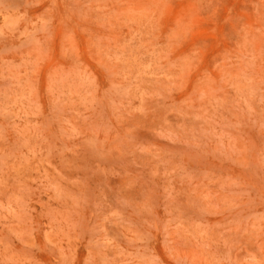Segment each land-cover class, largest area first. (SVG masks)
<instances>
[{"label":"rangeland","instance_id":"rangeland-1","mask_svg":"<svg viewBox=\"0 0 264 264\" xmlns=\"http://www.w3.org/2000/svg\"><path fill=\"white\" fill-rule=\"evenodd\" d=\"M0 264H264V0H0Z\"/></svg>","mask_w":264,"mask_h":264}]
</instances>
